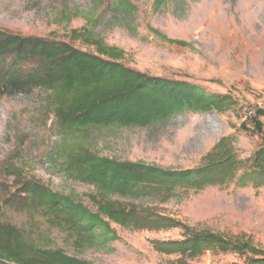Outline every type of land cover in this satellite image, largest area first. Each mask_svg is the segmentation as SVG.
Here are the masks:
<instances>
[{"label":"rangeland","instance_id":"1","mask_svg":"<svg viewBox=\"0 0 264 264\" xmlns=\"http://www.w3.org/2000/svg\"><path fill=\"white\" fill-rule=\"evenodd\" d=\"M0 0V30L50 38L94 51L75 41V30H92L96 38L125 52L124 63L151 76L185 81L210 93L231 94L234 111L181 113L148 128L91 130L87 146L96 154L164 168L197 167L223 137L235 136L242 158L264 143L240 131L250 109H264V0ZM185 41L192 48L171 45ZM50 106V94L38 89L0 97V190L12 189L17 168L53 191L72 196L94 209V188L68 177L60 149L67 144ZM264 122V119H263ZM250 126V123H249ZM72 141V140H70ZM187 225L226 235H249L264 249V188L210 187L167 205ZM0 218L41 245L62 248L95 264H178L177 256L154 251L153 240L179 239V231L147 232L116 227L119 241L103 248L78 249L67 233L40 218L4 207ZM244 264L235 255L207 253L189 264Z\"/></svg>","mask_w":264,"mask_h":264},{"label":"trees","instance_id":"2","mask_svg":"<svg viewBox=\"0 0 264 264\" xmlns=\"http://www.w3.org/2000/svg\"><path fill=\"white\" fill-rule=\"evenodd\" d=\"M117 2L126 12L134 10L127 0ZM150 30L171 45L192 48L185 41ZM72 37L94 51L0 30V97L34 89L50 94L60 134L69 141L60 149L63 170L71 179L95 189L90 196L94 209L41 181L26 179L13 168L9 174L15 177L14 191L0 190V215L9 207L32 219H43L50 228L70 235L78 249L103 248L119 241L116 227L155 233L179 231V239L153 240L154 251L177 256L178 264H189L207 253L235 255L244 264H264V249L249 235L231 236L192 227L167 207L210 187L264 188V143L244 159L236 137L226 136L197 167L175 170L102 157L85 141L91 130L148 128L185 112L225 114L237 107L233 96L131 68L124 63L122 49L107 45L92 30H75ZM247 119L250 126L244 122L240 131L264 137V109L248 110ZM0 264L95 263L71 256L62 248L43 246L0 218Z\"/></svg>","mask_w":264,"mask_h":264}]
</instances>
